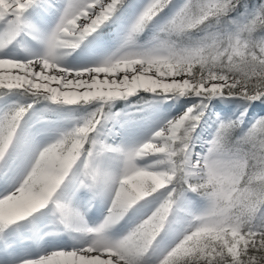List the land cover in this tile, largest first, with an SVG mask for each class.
<instances>
[{
  "label": "snow or ice",
  "instance_id": "obj_1",
  "mask_svg": "<svg viewBox=\"0 0 264 264\" xmlns=\"http://www.w3.org/2000/svg\"><path fill=\"white\" fill-rule=\"evenodd\" d=\"M0 264H264V0H0Z\"/></svg>",
  "mask_w": 264,
  "mask_h": 264
}]
</instances>
